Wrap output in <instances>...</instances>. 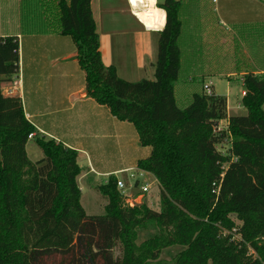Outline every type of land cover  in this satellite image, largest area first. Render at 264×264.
<instances>
[{
	"label": "trees",
	"instance_id": "trees-1",
	"mask_svg": "<svg viewBox=\"0 0 264 264\" xmlns=\"http://www.w3.org/2000/svg\"><path fill=\"white\" fill-rule=\"evenodd\" d=\"M91 4L55 0L51 25L73 39L87 97L134 125L140 145L151 148L138 168L158 181L161 211L124 206L111 176L98 186L108 201L106 214L88 216L76 150L37 137L45 158L30 160L29 136L37 129L22 99L6 97L2 86L19 73V39L0 37V264H46L53 252L60 256L57 264H264V76L244 77L248 115L232 116L221 131L220 122L229 118L225 97L211 90L195 93L184 106L176 99L181 1L158 2L167 20L159 32L155 79L137 83L104 65ZM225 146L229 153L222 152ZM149 227L158 235L139 245V231ZM119 243L118 260L113 251ZM170 247L181 250L163 263Z\"/></svg>",
	"mask_w": 264,
	"mask_h": 264
},
{
	"label": "crops",
	"instance_id": "crops-1",
	"mask_svg": "<svg viewBox=\"0 0 264 264\" xmlns=\"http://www.w3.org/2000/svg\"><path fill=\"white\" fill-rule=\"evenodd\" d=\"M11 1L0 0V37H18L20 70L2 86L6 97L22 99L25 113L37 129L36 139L56 140L78 152V164L83 172L78 179L80 190L81 183L87 188L91 185L97 187L107 184L111 176H117L126 169L138 168V162L152 154L151 148L140 145L134 125L120 122L107 106H101L87 97L85 75L76 58L77 48L57 27L51 25L55 0H25L26 3L16 0V25L8 24L5 28L4 13L7 9L4 5ZM178 1L183 4V34L180 40L183 55L176 99L184 106L195 93H204L205 86L211 85L212 92L225 97L228 102L229 118L220 122V130L226 131L229 119L239 115L237 111L247 114L242 96L245 92L244 77L249 73L264 76V0ZM121 4L126 6L124 11L134 21L133 27L126 29L134 33L135 40L134 60L129 64L132 70L135 65L137 75L151 72L155 76L156 46L152 40L153 35H159L164 29L146 28L131 11L129 0L109 3L92 0L103 63L115 66L120 77L121 66L117 59L111 57L109 61L105 60L102 37L106 33L103 30L105 10ZM26 18L33 26L27 31L23 25ZM50 25L53 29L48 31ZM114 45L110 46L111 55L116 53ZM214 78L228 81L230 90L228 88L227 95L218 92ZM233 86L243 88L242 100L238 99L236 105L231 100ZM36 139L30 143H36Z\"/></svg>",
	"mask_w": 264,
	"mask_h": 264
},
{
	"label": "rangeland",
	"instance_id": "rangeland-1",
	"mask_svg": "<svg viewBox=\"0 0 264 264\" xmlns=\"http://www.w3.org/2000/svg\"><path fill=\"white\" fill-rule=\"evenodd\" d=\"M8 1V0H7ZM25 1V0H24ZM108 3L113 2L116 0H105ZM160 2H164L165 0H159ZM6 1H4L5 3ZM26 3V1H25ZM17 6V1L13 0L8 3V5H4V8L7 9V12L5 14V21H4V27L7 28L8 24H12L11 26L16 25V19L18 15H15L14 11ZM126 10V6L121 4L120 6L112 5L108 7V10H105L104 13V21H103V30H105L106 33H103L102 37V47L104 48V53L106 56V61H109L111 57H115L117 59V62L121 66L120 68V78L121 79H128L131 82H140L141 79H148L153 81L155 78L152 73L150 72H144L141 75H137V70L135 69V65H133V70L131 65L129 64L130 61L133 62L134 58L132 54H134V33H131L130 31L126 30L128 27L132 28L134 25V21L130 20V16ZM25 21V23H24ZM23 21L24 30L27 31L28 28L32 29L33 26L29 23L27 18ZM23 29V28H21ZM129 32L125 33L124 32ZM21 32V31H20ZM114 34V36H110ZM140 38V36H139ZM67 40L73 42V39L69 36L67 37ZM156 46V49L154 51V57L156 60L158 59V51H159V35H153V40ZM114 43H117L114 45ZM73 46L75 45L74 42L72 43ZM113 50L116 52L114 55H111V47L113 46ZM75 47V46H74ZM132 58V59H131ZM135 74V75H133ZM214 83L216 85V88L219 93L223 95H227L228 88L230 90V87H228L229 83L228 81L221 82V80H218V78H214ZM241 86V85H240ZM206 87V86H205ZM211 89V88H210ZM233 93L231 95V100L233 105H236L237 100H242L241 93L243 92V88H236L233 86L232 88ZM206 91V88H205ZM236 114H239L238 116H247L248 114L242 112V110L237 111ZM34 149V150H32ZM228 146L223 147L222 152L223 153H229ZM35 151V152H34ZM28 155L30 156L31 161L37 162L41 159L45 158V155L42 151V149L37 145V143H29L28 145ZM116 154V153H115ZM117 155V154H116ZM118 177H123L122 175L118 174ZM149 182H154V177L147 178ZM83 190L82 193V199L81 204L82 207L85 208L86 213L88 216H101L106 214V209L108 205V201L102 196L100 193L98 186L95 187V185H91L90 188H87L85 184H80ZM161 194L162 189L160 186L156 183L152 186V192L148 195H146V198H144V201L142 204L138 205L137 207H142L144 204L151 208L155 212L161 211ZM123 201V200H122ZM124 203V201H123ZM233 220L236 221L237 225L241 227L243 224L241 221H239L235 215L232 216ZM159 229L156 230L152 227H149L145 230L139 231V239L138 244L142 245L146 242V240L151 237L152 235H158ZM228 233L226 234V236ZM239 238V236H237ZM181 250L180 247H170L165 250H163V253L161 255V261L163 263H171L172 257L175 256L179 251ZM253 252V251H252ZM250 251V253L252 254ZM123 256V245L121 243L118 244V246L113 251V257L114 259H121ZM44 262L46 264H57L60 263V256L56 254L55 252L49 253L44 257Z\"/></svg>",
	"mask_w": 264,
	"mask_h": 264
},
{
	"label": "built area",
	"instance_id": "built-area-1",
	"mask_svg": "<svg viewBox=\"0 0 264 264\" xmlns=\"http://www.w3.org/2000/svg\"><path fill=\"white\" fill-rule=\"evenodd\" d=\"M159 0H157L156 5L158 6ZM214 3L217 2V0H213ZM131 11L136 16L135 13V5L129 0ZM139 10V9H137ZM206 91L207 93H211V85H206ZM246 95V92L242 93V96L244 97ZM26 118L29 120V115L26 114ZM37 134H32L29 136L30 140L36 139ZM120 175L123 177H117V189L122 197V200L124 201V206L130 207V208H136L138 205L142 204L144 201V198H146V195L150 194L152 192V186L154 184H158V181L152 175L150 172L146 170H141L139 168L136 169H126L125 171L121 172ZM154 177V182H149L147 178Z\"/></svg>",
	"mask_w": 264,
	"mask_h": 264
},
{
	"label": "bare ground",
	"instance_id": "bare-ground-1",
	"mask_svg": "<svg viewBox=\"0 0 264 264\" xmlns=\"http://www.w3.org/2000/svg\"><path fill=\"white\" fill-rule=\"evenodd\" d=\"M131 2L135 5L136 17L146 28L156 31L164 29L167 13L156 5L157 0H131Z\"/></svg>",
	"mask_w": 264,
	"mask_h": 264
}]
</instances>
